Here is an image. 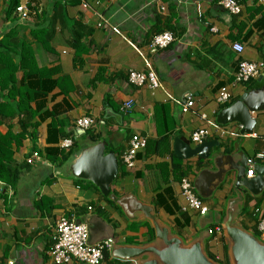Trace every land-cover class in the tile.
<instances>
[{"label": "crops", "instance_id": "crops-1", "mask_svg": "<svg viewBox=\"0 0 264 264\" xmlns=\"http://www.w3.org/2000/svg\"><path fill=\"white\" fill-rule=\"evenodd\" d=\"M7 1L0 0V38L17 25L18 36L31 44L37 65L54 68L52 79L58 78L59 85L48 92L43 108L44 113L53 115L41 114L35 136L11 145L14 163L25 165L32 151L40 156L23 168L14 188L0 181L4 195L0 198V264H47L55 222L61 216L86 223L90 241L113 237L115 249L107 251L101 264H140L153 258L152 254H145L129 261L117 253L125 247H162L155 236V223L167 229L170 236L180 238L184 245L200 241L204 247L210 237L207 229L214 226L222 228V235H214V241L226 239L223 225L234 201V223L253 233V203L260 197L264 200V190L254 196L245 187H237L236 173H229L220 182L213 180L209 189L212 192L201 197L209 207L205 216L182 212L179 172L173 173L172 161L178 159L194 185L201 170L218 171L215 157H221V166L227 168L229 158L240 160L243 154L249 157L264 151V141L256 135L264 134V111L253 114V135L235 138L213 132L204 141L212 143L211 159L207 162L195 155L182 158L174 146L180 137L190 141L191 131L201 124L197 107L209 118L214 117L215 96L221 87L228 86L231 100L245 91L243 84L237 90L238 84H232L238 58L264 62V0H237L242 9L237 15L224 10L220 0H99L98 9L117 26L118 33L98 28L97 18L76 0H20L27 2L32 11L25 24L6 19ZM39 24L51 33L48 47L52 52L29 32ZM162 31L172 32L174 41L149 54L147 43ZM234 41L244 45L239 57L231 49ZM135 48L149 56L164 89L175 100L193 95L194 110L182 114L180 105L167 101L162 90L136 87L128 81L129 70H142L144 66V59ZM259 77L264 82V68L255 79ZM128 98L134 100V107L123 111L121 103ZM159 103L168 105L172 120L169 130L163 122V112L156 108ZM87 115L96 121L93 133L117 148L118 153L113 152L116 157H120L132 133L147 137L148 144L137 153L134 167L118 168L110 186L115 199L103 196L90 181H79L66 171V164L79 151L61 167L46 157V150L59 147L65 133L73 132L79 137V146L90 142L75 127V120ZM16 120L15 117L3 122L0 136L15 134ZM226 126L234 132L240 129L236 123ZM160 134L166 135L167 147L159 154L149 142ZM190 145L196 144L190 141ZM258 164L264 167V161ZM246 199L251 201L247 206L250 215L242 213ZM140 205L150 208L154 223Z\"/></svg>", "mask_w": 264, "mask_h": 264}, {"label": "built area", "instance_id": "built-area-1", "mask_svg": "<svg viewBox=\"0 0 264 264\" xmlns=\"http://www.w3.org/2000/svg\"><path fill=\"white\" fill-rule=\"evenodd\" d=\"M99 0H95L94 4L88 0H79V5L83 10L91 12L96 18V26L109 32L118 33L119 30L110 19L100 11L97 5ZM220 6L228 13L237 15L242 9L237 0H220ZM163 10L164 7H161ZM18 15V21L27 23L31 18V8L27 2H20L15 9ZM40 11V9H39ZM34 13V12H33ZM174 41V36L170 31H162L154 34L147 43L149 54H155L159 50L168 47ZM136 52L144 59V66L142 70H129L128 81L136 87L146 86L152 91L162 90L166 94V100L175 102L180 105L182 114H186L194 110L195 100L191 93L185 95L180 100H175L163 87L158 75L153 69L149 56H146L143 51L135 48ZM231 49L238 57L244 52V45L242 42L234 41L231 44ZM264 68L263 61L252 60H238L237 68L233 75L232 84H242L259 76L261 70ZM231 92L228 86L221 87L215 96V103L217 105H224L230 102ZM134 107V100L128 98L121 103V110L130 111ZM201 124L194 128L190 133V141L196 145L204 143L212 133H217L219 136H232L241 138L248 136L241 134L239 131H232L219 125L215 122V118H209L203 111L196 112ZM96 121L91 116H82L75 120V127L79 131L93 130ZM253 135V134H251ZM147 144V137L137 133H132L128 139L127 145L122 151L119 159L122 165L131 169L136 162V155L139 151L144 150ZM73 145V137H65L61 139L59 147L68 150ZM37 151H32L26 162L33 164L34 160L39 158ZM264 161V151H257L253 156L246 159L245 174L247 177L254 176V166ZM180 195L182 202L180 210L182 212L193 211L199 216H205L209 207L205 201L197 195L194 189L192 179L187 175L183 176L179 181ZM255 217L257 219L256 230L259 233L260 240L264 241V201L258 207L254 208ZM208 235H222V228L220 226L209 227L207 229ZM52 244L48 251L47 264H69L76 261L82 264H101L104 259V253L110 251L113 242L109 240H100L93 244L88 243V228L87 224L77 221L72 217L61 216L55 222L54 233L52 235Z\"/></svg>", "mask_w": 264, "mask_h": 264}, {"label": "water", "instance_id": "water-1", "mask_svg": "<svg viewBox=\"0 0 264 264\" xmlns=\"http://www.w3.org/2000/svg\"><path fill=\"white\" fill-rule=\"evenodd\" d=\"M261 111H264V82L262 77H259L237 99L217 111L215 122L222 126L236 123L241 126V134L251 135L254 133L256 124L253 114ZM211 144L206 142L191 147L190 141L185 137L174 141L175 152L178 156L182 158L200 156L205 162L211 159L209 153ZM107 148L108 142L104 139L81 144L78 155L66 164V171L77 179L93 183L103 196L115 199V196L111 194L110 186L117 177L119 167L115 153L108 151ZM247 157L243 154L240 160L229 158L227 168L221 166V157H215L213 162L218 167V171L203 169L199 172L194 182L197 195L207 197L212 192L209 189L213 180L220 182L227 174L233 172L236 173L235 185L237 187H245L254 196L261 195L264 190V167L256 164L254 176L247 177L245 174ZM120 201L122 202L121 199ZM234 202L229 206L227 219L223 225L224 236L229 242L227 250L229 264H264V241L234 223ZM139 208L154 223L155 218L150 213V208L144 205H140ZM76 221L77 223L82 222L81 220ZM154 229L156 238L162 242V247L157 248L152 245L125 247L118 251L117 256L123 260L136 261L142 255H153V258L144 260L140 264H218L207 256L200 241L184 245L180 238L170 236L167 229L159 227L156 223ZM104 240L113 242V237L109 236ZM94 242L97 241L89 239L88 229V243L93 244ZM114 246L113 242L110 252L114 251Z\"/></svg>", "mask_w": 264, "mask_h": 264}, {"label": "trees", "instance_id": "trees-1", "mask_svg": "<svg viewBox=\"0 0 264 264\" xmlns=\"http://www.w3.org/2000/svg\"><path fill=\"white\" fill-rule=\"evenodd\" d=\"M79 3V0H76ZM20 0H8L6 5V19L18 20L16 14V7L19 5ZM39 17H37L38 19ZM40 20V18H39ZM43 22V19H41ZM25 24V23H24ZM38 24V23H35ZM42 24L35 25L29 32L33 38L36 39L41 45L49 52H52L51 48L48 47L50 42L51 33ZM17 25L6 31L5 34L0 38V125L6 120L17 118L18 131L11 136H0V181L8 184L11 188H14L20 178L21 171L29 163L17 164L12 160V143H19L25 137H34L36 129L41 123L42 115L52 116V112L44 113L45 99L48 92L59 85V80L52 79L55 69L48 68L46 66H38L31 44L23 37L18 36ZM23 27L24 26H20ZM240 42V41H239ZM25 45L23 46V44ZM241 60V58L237 59ZM20 72V74H19ZM256 82V79H251L245 83H242L245 90L251 87ZM232 101L225 103L224 105H217L214 111V117L217 111ZM32 103L34 106H32ZM158 112H163V122L167 125V130L172 125V120L168 112L167 103H159L156 105ZM200 109V108H199ZM199 109L195 111L199 112ZM43 110V111H42ZM44 113V114H43ZM42 114V115H41ZM213 117V118H214ZM160 128L157 125V132L160 133ZM260 139L264 141V134H256ZM65 137H73V145L68 150H64L60 147H52L46 150V157L55 164L57 167H61L64 163L70 161L76 152L79 151V137L73 132H68L63 135ZM84 137L90 142H97L101 139V135L93 133L92 130L84 131ZM148 144V142H147ZM149 145H153V151L160 154L167 146L166 135L160 134L154 140L149 142ZM108 151L118 153L117 148H112L110 145L107 148ZM118 167L122 168L119 157H117ZM174 174L178 173L179 181L183 176H187L185 169H182L178 159L172 161ZM179 169V170H178ZM83 181L82 179H78ZM92 186L98 189L93 183L89 182ZM4 195L0 192V198ZM256 199L254 207H258L259 204L264 201ZM43 202V198L41 199ZM250 199H246L244 206L242 207V213L250 215L247 206L249 205ZM41 209V206H38ZM250 219H255V227L257 226V219L255 213L252 212ZM247 229L245 226H243ZM253 233L259 238V233L256 229H253ZM153 232L151 230V238L153 239ZM214 235L205 242V252L207 256L218 264H229L228 262V245L225 239L222 237L220 241H214ZM260 239V238H259ZM104 253V257L107 255ZM123 264H128L127 262Z\"/></svg>", "mask_w": 264, "mask_h": 264}, {"label": "rangeland", "instance_id": "rangeland-1", "mask_svg": "<svg viewBox=\"0 0 264 264\" xmlns=\"http://www.w3.org/2000/svg\"><path fill=\"white\" fill-rule=\"evenodd\" d=\"M239 88H241V84H238L237 85V88L235 89V90H237V89H239ZM235 92H237V91H235ZM229 125H232V124H229ZM227 127V126H226ZM194 144V143H193ZM195 145V144H194ZM218 241H220V238H218ZM225 242L227 243V245L229 244V242H228V239H225Z\"/></svg>", "mask_w": 264, "mask_h": 264}]
</instances>
